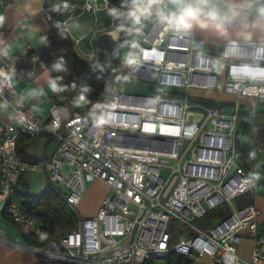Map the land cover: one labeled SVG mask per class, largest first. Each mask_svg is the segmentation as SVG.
<instances>
[{
	"label": "built area",
	"instance_id": "obj_1",
	"mask_svg": "<svg viewBox=\"0 0 264 264\" xmlns=\"http://www.w3.org/2000/svg\"><path fill=\"white\" fill-rule=\"evenodd\" d=\"M113 7L118 8L108 0L57 2L51 6L52 26L66 30L68 19ZM120 21L116 36L105 32L114 41L126 23ZM134 47L126 77L161 89L147 94L118 88L121 66L94 116L72 115L53 101L48 119L41 121L30 104H12L18 93L13 81L12 87L0 91V101L12 110L9 120L0 122V214L33 239L42 234V209L16 201L15 196L26 170L43 167L49 184L62 191L76 215L88 178L111 189L94 215H77L76 226L59 238L58 251L39 250L46 253L44 257L72 264H145L152 255L179 257L168 264H193L204 257L209 264H264L259 210L255 203L235 204L254 186L233 149L239 102L220 107L198 96L194 97L199 100H190L191 90L217 87V63H221L225 75L220 92L264 101V79L241 78L243 65L257 66L253 50L241 45L236 56L224 58L223 43L217 54L205 53L194 34L177 35L154 20ZM87 60H92L91 54ZM45 67V61L32 54L25 74L32 78ZM258 67L264 68V58ZM15 68L10 55L0 56V69ZM40 132L58 140L54 152L24 160L17 152L18 139ZM219 207L227 210L224 216L205 228L192 225ZM171 223L188 226L193 233H174ZM242 238L250 243L247 258L238 253Z\"/></svg>",
	"mask_w": 264,
	"mask_h": 264
},
{
	"label": "crops",
	"instance_id": "obj_2",
	"mask_svg": "<svg viewBox=\"0 0 264 264\" xmlns=\"http://www.w3.org/2000/svg\"><path fill=\"white\" fill-rule=\"evenodd\" d=\"M82 1L0 0V17L3 18L2 22H0V48H7L9 55L16 63L12 78L15 79V85H19L18 93L13 98L12 104L17 105L20 102L30 104L39 115L41 121L48 119V108L54 101L53 95L55 92L50 88L51 81L47 67L38 68L35 76L32 78L26 76L25 71L29 67L30 56L26 54L25 50H37L41 47L42 36L53 27L51 22V18L54 15L51 8L53 4L57 2H74L80 4ZM99 3H101V0H99ZM106 12L109 13L105 9L98 10L95 13L85 12L66 21V31L74 42V48L77 54L86 60L90 54L92 55V60H96V54L93 55V52L96 53V38L98 35L105 33V30L109 31L108 28L113 26L114 23L118 24V19L112 16H110V22L106 23L104 15ZM100 17H102V20L99 23ZM70 20H74L72 25L73 31L67 26ZM89 20V27L82 32L80 30L81 24ZM78 24L79 27H77ZM118 29L111 31V33L116 35ZM194 35L202 41L203 51L205 53H212L216 49L218 50L223 44V42L215 37L206 36L198 31L194 32ZM75 39L78 40L77 44L74 41ZM93 42H95V47H93ZM104 57H107L106 62L103 63L106 66L109 60V53L104 52ZM129 80L132 79L129 78ZM190 94L202 98H214L212 96L213 93L208 91L191 90ZM11 113V107L0 101V122L8 121ZM57 144L58 140L46 132H40L28 137L26 145L28 160H38L51 155ZM96 182L107 186L100 180ZM48 184L45 168H28L22 177L19 191H25L30 195L36 196ZM103 196L99 198L98 206ZM259 230L264 232L261 229ZM246 244H248V250L250 251V243L246 238H242L238 245V253L245 258L249 256V252L247 255H244L241 252V248ZM39 250L30 246L21 234L20 229L7 217L0 214V264H35L40 255Z\"/></svg>",
	"mask_w": 264,
	"mask_h": 264
},
{
	"label": "trees",
	"instance_id": "obj_3",
	"mask_svg": "<svg viewBox=\"0 0 264 264\" xmlns=\"http://www.w3.org/2000/svg\"><path fill=\"white\" fill-rule=\"evenodd\" d=\"M108 2L121 8L122 11L127 8H122L124 0H108ZM124 27L126 33L120 31L116 41L112 40L106 33H101L96 38V60L100 61L104 52L109 53L108 64L102 70L77 54L69 33L61 28L51 27L42 36V44L39 49L25 50L28 56L34 54L45 61L51 83L55 80L59 86L63 87L62 91H57L53 95L54 102L65 105L72 115L89 114L94 116L96 114L107 94L108 87L119 74L121 69L120 55L134 37L140 24L132 25L126 20ZM61 58L66 71L52 70L53 65L60 61ZM84 86H87L90 91L84 94L83 99H80ZM209 102L212 103V101ZM27 141L28 136H21L17 141V152L24 160H28L26 154ZM15 200L29 207H40L42 209L41 217L44 227L39 237L33 239L29 234L20 230L27 243L37 249L58 251L57 242L59 238L66 231L74 228L78 221L77 215L65 203L62 191L58 187L48 184L37 196L30 195L25 191H17ZM226 213L227 210L225 208L219 207L210 211L204 218L210 215L213 220L224 216ZM2 215L9 219L7 215ZM175 258L179 259L178 256L173 255L166 257L168 263ZM35 264L72 263L38 256Z\"/></svg>",
	"mask_w": 264,
	"mask_h": 264
},
{
	"label": "clouds",
	"instance_id": "obj_4",
	"mask_svg": "<svg viewBox=\"0 0 264 264\" xmlns=\"http://www.w3.org/2000/svg\"><path fill=\"white\" fill-rule=\"evenodd\" d=\"M123 7H127L126 12L113 7L109 15L125 19L132 25L151 19L177 35L191 37L198 31L215 37L226 45L222 52L224 58L236 56L241 45H248L257 66L243 65L241 78L264 79V68L258 67V61L264 58V0H124ZM2 20L0 17V22ZM8 55L7 48H0V56ZM52 70L66 71L62 58ZM12 75L13 72L0 69V91L12 87ZM50 88L54 92L63 90L55 80ZM89 91L84 86L80 99ZM258 179L259 176L253 174L252 180Z\"/></svg>",
	"mask_w": 264,
	"mask_h": 264
},
{
	"label": "rangeland",
	"instance_id": "obj_5",
	"mask_svg": "<svg viewBox=\"0 0 264 264\" xmlns=\"http://www.w3.org/2000/svg\"><path fill=\"white\" fill-rule=\"evenodd\" d=\"M104 15H105V22L109 23L111 19L109 13L106 12L104 13ZM90 20L88 22L87 21L83 22L84 24H81L80 30L82 32L89 27ZM101 20L102 17H100L99 23L101 22ZM150 21L151 19L145 20L142 24H140V27L135 33L134 37L128 43L127 47L125 48L124 51H122L120 55L121 66H124V72L121 74L118 80L119 82L118 88L124 87L123 89L125 91L134 92V93L152 94L154 92H151V89L154 88H158V90L161 89V87H158L155 83H146L143 81L141 82L136 80L133 81V79L129 80V78L126 77V72L129 69L130 56L133 53V51H135L136 49L134 45L139 40L142 32L144 31V28L146 27V25H148V23H150ZM73 22L74 20H70L68 21L67 24V26L71 31H73L72 28ZM120 24L114 23V25L110 26L108 30L113 31L115 29H118ZM124 26L122 29L119 30V32L123 31L126 33V30H124L125 29ZM77 27H79V24ZM93 47H95V42H93ZM218 52L219 50L216 49L214 52H212V54H217ZM94 54L96 53L93 52V55ZM106 60L107 57L106 58L102 57L100 61L90 60V62L93 64V66L102 70L105 67L103 63H105ZM217 67L219 70L217 87L214 88L213 90L208 91L210 93H213L212 96L214 98H204V100L209 104H213L220 107L226 105L227 106L232 105V103L235 101L239 102L237 109V121H236L237 128H236V135H235L234 147H233L235 159L237 163L251 177L253 176V174H257L259 176V179L254 180V186L251 189V191L247 192L242 197L235 200V204L240 206L241 204L244 203H256V206L259 210V215L257 217L258 227L259 229L264 231V101L262 102L252 101L251 99L248 98L236 97L235 95H228V94H224L223 92H220L218 86L220 85L222 78H224L225 67L221 63H217ZM116 80L117 79H113L111 85H114ZM190 100L194 101L199 99L191 95ZM209 101H212V103ZM187 143L188 142L185 141L184 146H186ZM96 181L97 180L94 178H88L86 180V190L80 202L75 207L76 213L80 218L94 215L97 212V211L95 212V210L98 206L99 198L102 195H106L111 192V189L108 186L97 183ZM208 216L209 217L203 219L193 220L192 225L198 228H205L212 222V217L210 215ZM169 229L174 233L175 232L180 233L185 231H189L193 233V230L190 227L174 224V223L170 224ZM173 240H176V234L173 236ZM241 252L244 255L248 254L249 252L248 244L242 246ZM39 256L44 257L43 255H39ZM145 264H168V261L164 256L152 255ZM193 264H209V261L204 257L200 262Z\"/></svg>",
	"mask_w": 264,
	"mask_h": 264
},
{
	"label": "water",
	"instance_id": "obj_6",
	"mask_svg": "<svg viewBox=\"0 0 264 264\" xmlns=\"http://www.w3.org/2000/svg\"><path fill=\"white\" fill-rule=\"evenodd\" d=\"M59 18L62 19V17H59ZM117 23H118V24L121 23L120 19L117 20ZM12 81L15 82V79L12 78ZM16 87H17V89H18V88H19V85L17 84ZM39 254H40V255H45L46 253H45L44 251H39Z\"/></svg>",
	"mask_w": 264,
	"mask_h": 264
},
{
	"label": "bare ground",
	"instance_id": "obj_7",
	"mask_svg": "<svg viewBox=\"0 0 264 264\" xmlns=\"http://www.w3.org/2000/svg\"><path fill=\"white\" fill-rule=\"evenodd\" d=\"M111 33V32H110ZM113 36H116V35H114V33H111Z\"/></svg>",
	"mask_w": 264,
	"mask_h": 264
},
{
	"label": "snow or ice",
	"instance_id": "obj_8",
	"mask_svg": "<svg viewBox=\"0 0 264 264\" xmlns=\"http://www.w3.org/2000/svg\"><path fill=\"white\" fill-rule=\"evenodd\" d=\"M83 99V98H82Z\"/></svg>",
	"mask_w": 264,
	"mask_h": 264
}]
</instances>
